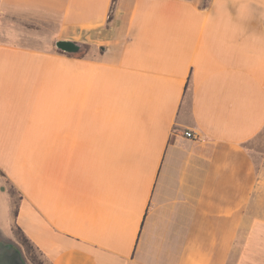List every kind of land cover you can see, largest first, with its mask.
Segmentation results:
<instances>
[{
	"label": "crops",
	"instance_id": "crops-1",
	"mask_svg": "<svg viewBox=\"0 0 264 264\" xmlns=\"http://www.w3.org/2000/svg\"><path fill=\"white\" fill-rule=\"evenodd\" d=\"M0 173L46 264H264V0H0Z\"/></svg>",
	"mask_w": 264,
	"mask_h": 264
},
{
	"label": "rangeland",
	"instance_id": "rangeland-1",
	"mask_svg": "<svg viewBox=\"0 0 264 264\" xmlns=\"http://www.w3.org/2000/svg\"><path fill=\"white\" fill-rule=\"evenodd\" d=\"M3 187L4 185L0 179V226L6 228L9 226V223L14 216L11 207L15 199L9 192L4 191ZM15 234L21 245V248L23 249L27 261L30 264H46L37 250L26 242L24 236L19 231H15Z\"/></svg>",
	"mask_w": 264,
	"mask_h": 264
},
{
	"label": "water",
	"instance_id": "water-1",
	"mask_svg": "<svg viewBox=\"0 0 264 264\" xmlns=\"http://www.w3.org/2000/svg\"><path fill=\"white\" fill-rule=\"evenodd\" d=\"M57 47L65 52L75 53L79 46L74 42L60 41ZM0 264H30L16 242L7 239L0 233Z\"/></svg>",
	"mask_w": 264,
	"mask_h": 264
},
{
	"label": "built area",
	"instance_id": "built-area-1",
	"mask_svg": "<svg viewBox=\"0 0 264 264\" xmlns=\"http://www.w3.org/2000/svg\"><path fill=\"white\" fill-rule=\"evenodd\" d=\"M185 136H186L187 138H192V139L196 138V135L193 134L192 132H189V131L185 133Z\"/></svg>",
	"mask_w": 264,
	"mask_h": 264
},
{
	"label": "trees",
	"instance_id": "trees-1",
	"mask_svg": "<svg viewBox=\"0 0 264 264\" xmlns=\"http://www.w3.org/2000/svg\"><path fill=\"white\" fill-rule=\"evenodd\" d=\"M24 238H25L26 242L29 243L31 245V247H33V245L29 242V240L25 236H24Z\"/></svg>",
	"mask_w": 264,
	"mask_h": 264
}]
</instances>
